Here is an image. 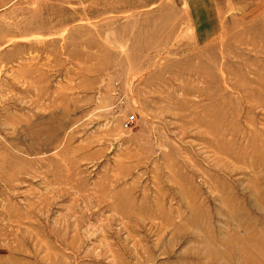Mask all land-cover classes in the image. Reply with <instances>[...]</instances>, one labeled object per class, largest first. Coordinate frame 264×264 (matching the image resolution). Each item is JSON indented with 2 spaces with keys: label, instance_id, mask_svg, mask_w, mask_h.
Wrapping results in <instances>:
<instances>
[{
  "label": "rangeland",
  "instance_id": "374dc122",
  "mask_svg": "<svg viewBox=\"0 0 264 264\" xmlns=\"http://www.w3.org/2000/svg\"><path fill=\"white\" fill-rule=\"evenodd\" d=\"M0 264H264V0H0Z\"/></svg>",
  "mask_w": 264,
  "mask_h": 264
},
{
  "label": "built area",
  "instance_id": "2783aa9c",
  "mask_svg": "<svg viewBox=\"0 0 264 264\" xmlns=\"http://www.w3.org/2000/svg\"><path fill=\"white\" fill-rule=\"evenodd\" d=\"M133 119V117L130 118V121Z\"/></svg>",
  "mask_w": 264,
  "mask_h": 264
}]
</instances>
